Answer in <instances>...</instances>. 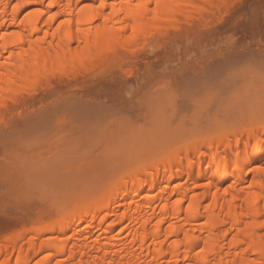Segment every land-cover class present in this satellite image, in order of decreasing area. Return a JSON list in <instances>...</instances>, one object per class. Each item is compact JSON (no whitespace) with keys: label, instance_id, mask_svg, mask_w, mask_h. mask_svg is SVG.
Masks as SVG:
<instances>
[{"label":"bare ground","instance_id":"bare-ground-1","mask_svg":"<svg viewBox=\"0 0 264 264\" xmlns=\"http://www.w3.org/2000/svg\"><path fill=\"white\" fill-rule=\"evenodd\" d=\"M233 1L0 0V121H8L16 106L24 97L30 98L32 91L43 87L42 90H48L54 73L80 75L95 61L103 65L108 60H122L123 64L127 53H135L140 43L148 42L145 38L159 35L158 40H164L172 33L168 32L177 35L176 31H185L181 28L191 30V25L196 27L198 23V28H202L211 19L210 14L220 12ZM135 55L131 57L136 58ZM134 58L126 59L134 61ZM261 105L250 117H246L247 110L248 114L239 115L240 118H230L231 115L226 119L215 118L214 124L197 126V131L180 128L176 136L167 135L169 139L166 134L157 139L151 133L141 135L143 132L139 131L138 139L143 143L133 150L134 156L122 157L105 177L96 170L100 180L86 182L87 186L82 184L86 187L83 189L81 185L82 191L60 194L61 189H55L59 185L50 189V182L55 183L51 175L47 178L49 172L44 174V180H51L44 182L39 168H33L28 161L18 157L2 161L0 173L8 184L9 194L19 196L24 192L21 197L28 194V198H33V195L38 197L35 201L39 204L35 203L38 207L32 215L35 219L31 218L29 224L18 219L0 229V264H264V108ZM204 109V112L208 110ZM135 136L131 141L138 142ZM60 161L61 166L67 162ZM64 168L69 172V167L61 170ZM61 170L57 172L68 176L73 169L69 173ZM110 174L115 179L111 180ZM79 175L75 176L76 180ZM63 178L59 179L65 182L68 177ZM98 195L102 197L100 200ZM23 215L22 218L30 217Z\"/></svg>","mask_w":264,"mask_h":264},{"label":"rangeland","instance_id":"rangeland-1","mask_svg":"<svg viewBox=\"0 0 264 264\" xmlns=\"http://www.w3.org/2000/svg\"><path fill=\"white\" fill-rule=\"evenodd\" d=\"M255 8L258 9L255 10ZM263 9L264 0H234L229 6L220 12L210 14L211 16L209 15L210 17H208L211 19L208 23H204V28L203 26L202 28L201 26L198 28V23V26L194 24L196 27L191 25L193 28H190V26L187 25L188 28L191 29L189 30L186 28L188 32L185 28H181L182 30H185L182 31V33L179 30L176 31L177 35H175L173 31H170L167 33L169 34L172 32L169 34V37L167 34V37H162L164 40L161 38L158 40L160 37L159 35H157L159 36L158 38L157 36H151L153 39H150V37L145 38L146 40L144 41L148 42H145L143 45L140 43V47L136 48L137 51L140 50V53L138 52L139 54H137V51L135 50L136 58L131 57V54L135 53H127V56L129 55L130 58H134L135 62L132 61L133 59H126L129 58L126 56L123 59V64L121 62L122 60H119L118 62L117 60H111L113 62H110L109 60L108 62L103 61V65L101 62L95 61L92 65L86 66L87 69L85 68L86 71L84 70V72L81 73L82 75L80 73V75H75V72L67 75H63L62 73H58L61 74L58 75L57 73H54V75L50 77V84L47 86L48 90L46 88L45 90H42L44 89L43 87L42 89H39V91L36 90L38 93L32 91V94L34 95L28 93V95H31L30 98L28 96L21 100V104L19 103L20 105H17V108L14 109L16 112L13 111V115L11 114L12 116L9 115L10 117L7 118L9 120L5 121L6 119H4L1 120L2 122L0 121V163L10 159H17V157L18 159L28 161L29 164L34 166H32L33 168H39L43 180L45 178L44 174L49 172L47 178L52 176V181L54 180L53 182L55 184H51V179L44 180V182H50V184L48 183L49 187L51 185L50 189L53 190L52 185H59L58 187H53H55V189L59 188V191L61 189L59 192L60 194L69 191L72 193V191H82V184L85 185L86 182L91 183L99 181L100 173L105 177L107 171L111 168L114 169L116 163L122 161L123 158L134 156L135 152H133V150L136 151V147L138 145V147H141V143H143L142 139H138V136L140 137V134L138 133L139 131L143 132L141 135L151 133L154 137H157V139H159L158 137L162 138L165 134V136L168 135L171 138L180 132V128L184 127L188 130L196 129L197 131V129L202 128V124H205V126H207L209 122H211L210 125L212 123L214 124L216 121L215 118L222 119L224 117L226 119L229 118L230 115V118H240L239 115L246 116L248 113L249 115L246 117H250L251 114L253 115V113L259 110V105L262 104L261 107L264 108ZM256 13H259V15ZM255 14L257 17L254 16ZM240 26L244 29H239ZM256 30L259 31L257 32ZM197 31L198 34H194L197 33ZM255 34L256 36H254ZM170 36L172 37L170 38ZM164 42L166 44H164ZM140 57L142 59H140ZM127 60L131 62H127ZM136 61H138V64ZM96 62L100 64H96ZM109 62L111 63L110 66L108 64ZM119 62L121 63L119 64ZM106 64L109 66H107L108 68L106 67ZM128 66H130L131 69H128ZM113 67H116V69ZM118 68L119 70L120 68H123L121 69L122 72L119 71ZM125 70H127V73H125ZM59 77H61L60 80ZM256 85H259L258 87L260 89H258ZM54 88L55 91L53 90ZM217 93L221 94L217 96ZM248 93L251 95L249 96ZM221 95L223 96L221 97ZM36 97L37 99H35ZM227 97L230 100H227ZM38 99L39 101H37ZM232 99L235 100L232 101ZM238 100H241V102L236 104L235 102H238ZM230 101L232 103H230ZM212 102L213 105H211ZM229 103L231 104V107H229ZM254 103L258 104V106ZM21 105L24 106L25 109ZM232 106L235 107L231 109ZM204 107L206 110L208 109L205 112ZM201 112L205 115L203 113L201 114ZM217 113L221 114L222 117ZM226 113L228 115H226ZM234 113H236V115H234ZM243 113L245 115H243ZM155 114L158 117L154 116ZM164 114L167 118L163 116ZM206 115L209 117H206ZM162 117L166 120L162 119ZM198 117H200L199 120ZM205 118L206 120H202ZM186 119H190L187 120L188 125H186ZM194 120L197 121V123H200L201 120L202 122L197 125ZM159 123H161V125H159ZM197 126H199V128ZM137 128H139L137 130L138 135H136V140H138V142L133 140L134 143L131 141V137L135 136V130ZM128 138L130 139L128 140ZM133 145H135V147H133ZM60 150L62 151L60 152ZM7 158L9 159L6 160ZM60 160H63L62 164L66 161L67 162L64 166H61ZM65 165L69 167V172L72 169L73 173L75 171L74 174L71 172L72 175L71 173L68 174V176L66 173L64 175L65 178L68 177L67 180L65 179V182L69 181L70 184L68 182H63L64 180H60L59 178L64 179V176L60 174L61 172H57L58 170L60 171L62 167H66ZM70 166L74 167L71 169ZM66 169L67 168H64L63 171H61L68 172ZM89 170L90 172L93 170L95 171L94 173H89ZM96 170L98 172L100 171V173L95 174V172H97ZM86 171H88V173ZM56 174H59L60 176ZM77 174H84L83 178L79 175L76 180ZM1 175L2 174L0 173V221L2 220L1 223L5 224L7 222L8 224H2L0 229L6 225H11V222H15L18 219V221L24 219L25 223L29 224L31 222L30 220H32L31 218L34 217L32 215L36 212L35 207L37 206L35 203L39 204V201L38 203L35 201L38 197L35 198L31 195L33 198L30 197V199L28 198L27 192L25 193L27 196H24L26 199L23 196L21 197V195H24V192L22 194H20V192L19 196L17 195L18 193L10 195L9 189H7L8 184L6 181L4 182L5 178ZM35 175L38 177L37 173H35ZM73 175L74 178L71 177ZM86 175L87 177H85ZM96 176H98V180H96ZM110 177L111 180L115 179L113 178L115 177L113 175ZM39 179L42 180V178ZM81 180L82 182L80 183ZM73 182L80 186L74 187L75 185ZM87 183L86 186L88 185ZM71 184L72 186L70 187ZM85 188L83 187V189ZM123 189L119 191V195L124 191ZM58 190H55L54 192L58 193ZM14 195H16L17 198H21L22 201L17 200ZM101 195L104 197V194ZM101 195L97 196L99 200L102 198ZM98 199L97 201H99ZM30 210H32V212H29ZM25 213L27 214L26 217H30L22 218V216H25L23 215ZM33 219H35V217ZM24 220L22 222H24ZM14 230H16V228H14L13 231Z\"/></svg>","mask_w":264,"mask_h":264}]
</instances>
